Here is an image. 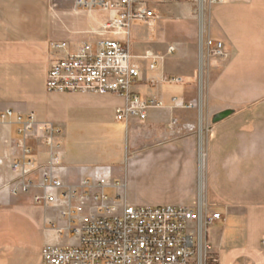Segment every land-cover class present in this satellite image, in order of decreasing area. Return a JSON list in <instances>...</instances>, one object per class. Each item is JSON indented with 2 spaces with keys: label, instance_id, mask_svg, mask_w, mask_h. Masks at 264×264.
Here are the masks:
<instances>
[{
  "label": "crops",
  "instance_id": "1",
  "mask_svg": "<svg viewBox=\"0 0 264 264\" xmlns=\"http://www.w3.org/2000/svg\"><path fill=\"white\" fill-rule=\"evenodd\" d=\"M155 7L159 21L167 7L179 9L189 24L198 20L200 34L223 45L222 58L211 55L208 64L199 65L183 40L170 46L162 40L164 47L134 54L131 28L133 63L143 76L133 91L142 99L162 100L165 108L150 111L145 123L127 127L116 121L123 98L67 94L81 96L77 103L95 108L100 125L112 113L125 129L118 136L117 156L99 160L84 155L79 134L67 137L64 125L44 120L42 98L49 93L46 81L55 57L50 44L66 42L75 50L96 42L111 14L79 10L76 0H0V116L14 112L13 118L0 119V264H42L47 245H75L72 227L92 213L93 200L85 197L89 190L83 187L92 178L121 182L120 189H104L120 206H193L200 198L204 208L221 214L206 234L220 264H264V0H225L203 15L190 2ZM156 25L147 26L155 33ZM170 47L178 63L167 66ZM149 52L160 59L155 70L144 59ZM170 78L182 83H169ZM166 85L180 88L174 94ZM114 99L120 102L113 104ZM174 100L192 107H176ZM205 103L206 145L187 133L197 129L193 106ZM104 107L106 113L100 110ZM227 110L233 113L214 124L213 117ZM31 113L40 126L51 124L60 131L62 189L43 187L42 168L53 156L44 138L20 133L16 117ZM24 156L33 163L26 177L13 169ZM28 181L31 189L24 192L22 184ZM47 196L54 200H37ZM65 205L77 219L63 216Z\"/></svg>",
  "mask_w": 264,
  "mask_h": 264
},
{
  "label": "built area",
  "instance_id": "2",
  "mask_svg": "<svg viewBox=\"0 0 264 264\" xmlns=\"http://www.w3.org/2000/svg\"><path fill=\"white\" fill-rule=\"evenodd\" d=\"M225 0H76V7L84 11H104L110 19L98 33L102 39L71 49L66 42L51 43L55 52L48 72L46 89L53 94H91L123 98L125 104L116 110V121L130 126L142 124L152 110L165 108L157 98L142 99L134 93L136 84L143 81L142 72L134 65L131 51V28L134 22L149 26L157 24L159 14L155 5L160 3L181 4L190 2L200 15L209 7ZM210 54L221 56L223 45L209 42ZM176 50L168 49V55ZM152 61L151 69L157 68L159 57L147 53L144 57ZM169 83L180 84L182 79L170 78ZM174 102H176L174 100ZM191 108L177 103L176 107ZM14 117L9 110L1 114L2 122ZM20 133L43 140L52 151V161L42 168L43 187L62 189L60 173L62 145L56 141L60 131L51 124L40 126L36 116H17ZM30 155V150H25ZM33 165L27 157H19L13 165L14 171L28 176ZM32 184H22L27 192ZM89 190L85 197L92 198V213L89 218L79 220L72 227L77 243L69 247L47 245L42 253V264H220L219 257L206 244L208 228L221 219V214L203 207L200 198L193 206L159 207L150 205H118L111 202L104 189H120L119 181L112 183L105 178L89 179L83 183ZM96 189V192H93ZM53 198H37L51 201ZM54 200V199H53ZM63 216L72 220L76 214L69 205L64 206Z\"/></svg>",
  "mask_w": 264,
  "mask_h": 264
},
{
  "label": "rangeland",
  "instance_id": "3",
  "mask_svg": "<svg viewBox=\"0 0 264 264\" xmlns=\"http://www.w3.org/2000/svg\"><path fill=\"white\" fill-rule=\"evenodd\" d=\"M197 14L194 12V16H198ZM104 17L106 16L104 15ZM161 17L162 19L154 26V28L156 27L155 33L152 28L142 22L136 21L133 23V53H145L147 49L159 47V45L160 47H164L163 41L167 43V46H170L169 44L171 42L173 44V41L183 40L186 42L189 51L195 54L196 62L198 61L199 65L201 63L208 64V59L212 55L209 50L210 39L200 34L198 20L194 21V25L189 24L179 9L173 7H167L164 12H161ZM202 44H204L203 51ZM213 58L220 60L222 57L217 56ZM137 62L147 63L145 60H137ZM164 62L167 66L178 63L177 54L170 56ZM179 88V85H166L165 87L166 91L174 94H176ZM76 99L79 100L82 97L46 92V95L42 98L44 120L64 125L67 137L73 138L79 134L84 141V144H82L84 155L87 152L86 155L92 157V159L104 160L114 155L117 156L120 146L117 145V141H119L118 136L120 132L124 134L125 129H121L120 125H117L112 113L108 115L105 112L106 107L100 109L103 113H106V117L103 119L106 125H100V123L96 122L98 120L96 117L98 112L94 110L95 108L92 109L90 105L83 106L77 103ZM115 101L117 100L114 99L113 104L116 103ZM123 103L122 101L121 104ZM206 107V103L203 108L193 106L196 109L191 111H196L197 113V118L195 119L197 129L193 131V128H191L188 132L186 131L189 134H194L198 138V141L202 144L204 143V145H206L207 139L205 140V138L209 127L208 118L205 119L202 116L203 112L206 113Z\"/></svg>",
  "mask_w": 264,
  "mask_h": 264
},
{
  "label": "water",
  "instance_id": "4",
  "mask_svg": "<svg viewBox=\"0 0 264 264\" xmlns=\"http://www.w3.org/2000/svg\"><path fill=\"white\" fill-rule=\"evenodd\" d=\"M232 113L233 111H230V110L220 112L213 117L212 121L214 124L219 123L223 121L224 119H226L227 117H229Z\"/></svg>",
  "mask_w": 264,
  "mask_h": 264
}]
</instances>
